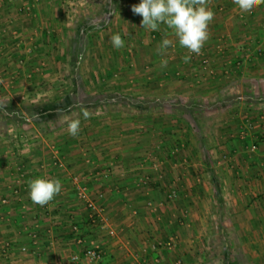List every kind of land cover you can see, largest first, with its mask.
Returning <instances> with one entry per match:
<instances>
[{
    "label": "crops",
    "instance_id": "0c3cea01",
    "mask_svg": "<svg viewBox=\"0 0 264 264\" xmlns=\"http://www.w3.org/2000/svg\"><path fill=\"white\" fill-rule=\"evenodd\" d=\"M140 1L93 0L89 4L84 0L67 10L69 0H0V103L22 109L31 103L63 100V113H80L81 121V130L73 137L67 126L58 122V112L45 123L36 124L22 110L25 121L18 123L7 121L2 116L6 111L0 107V264H65L73 253L81 251L70 231L71 222L103 250L99 261L82 264H179L181 259L185 264L209 263L203 259L206 251L199 255L195 251L194 261L186 262L187 246L192 241L188 228L203 225L202 218L197 222L196 202L197 190L201 193L202 189L193 187L192 203L189 199L185 204L180 201L181 208H187L184 213L190 211L189 223L184 224L173 220L174 212L160 201L165 190L151 185L158 181L161 186L158 174L163 164L172 168L170 163L176 159L181 168L183 160L191 161V155H201L202 159L190 167L194 176L198 167L200 177L233 179L227 189L234 199L225 204L235 215L223 221L220 218L214 225L215 234L224 229L223 241L237 243V248L223 247L216 258L218 264H247L249 258L260 260V256L264 259V252L259 253L262 250L254 254L250 249L252 234L253 239L264 243V210H260L259 202L248 201L252 195L264 193V138L260 139L264 136V123H260L264 122L260 114L264 112V5L243 14L233 0H211L209 7L215 17L203 49L213 69L206 71L198 61L183 62L185 49L175 37L171 38L176 46L169 50L176 56L164 57L167 67L159 66L161 57L155 46L161 41L155 44L145 35L144 40L136 36L144 30L142 17L131 8ZM131 21L140 25V33L135 26L130 33ZM116 33L125 41L123 48L115 49L111 44L110 37ZM102 34L109 36V41L100 40ZM258 49L261 54L256 53ZM76 51L79 57L75 60L71 52ZM178 68L182 74L196 76L193 89L183 88L186 75H168ZM213 70L215 73H207ZM61 73L63 78H57ZM244 93L259 96L253 106L256 113L248 108L252 101L242 100ZM199 97L214 103L188 111L185 100ZM232 97L240 101L233 102ZM79 105L93 112L90 119L83 118ZM200 111L208 112L200 117ZM186 113L193 120L186 119ZM10 126L20 132L14 136L2 133ZM242 131H249V140L241 136ZM174 136L176 154L172 149ZM251 144L256 146L252 153L248 150ZM190 145L197 146L195 156ZM223 153L227 154L223 162L231 164L224 170L225 177L219 173L222 168L217 171L215 167ZM53 154L62 158L58 157L63 166L53 162ZM110 165L113 172L108 179L96 177ZM72 175L81 176L91 189L107 225L115 230L114 236L87 224ZM142 176L147 177L146 184L138 180ZM239 176L243 177L242 184L236 183L241 180ZM36 178H55L62 183L61 193L43 207L28 195V182ZM245 178L248 183L243 182ZM177 181L178 190L184 193L179 198H186L190 182ZM97 192H102V197L97 198ZM149 196L161 205L146 207ZM238 197L248 202H239ZM4 198L8 199L5 203L1 202ZM202 203L201 207L205 205ZM253 204L258 214L251 217L245 209ZM239 214L243 216L238 218ZM246 226L253 229L246 232ZM169 239L174 241L172 248H152ZM23 245L28 248L26 252L20 250Z\"/></svg>",
    "mask_w": 264,
    "mask_h": 264
},
{
    "label": "rangeland",
    "instance_id": "374dc122",
    "mask_svg": "<svg viewBox=\"0 0 264 264\" xmlns=\"http://www.w3.org/2000/svg\"><path fill=\"white\" fill-rule=\"evenodd\" d=\"M84 2V0H69V2H68V6H67V10H71V9H73L74 8V3H78V4H81V3H83ZM90 2L92 3L93 2V0H88V3L90 4ZM141 2V1H140ZM136 23H138L139 22V20L136 18V21H135ZM133 22L131 21L129 24H130V33H131V27L132 26H135L136 28H138V29H136V31H137V33H140V22H139V24L140 25H138V27L135 25V24H132ZM113 27H116V25L115 26H113ZM141 28H142V26H141ZM135 31V30H134ZM164 31V29L161 27V30L160 31H157V32H155L156 33V37H154V38H152V36H151V32L152 31H149V34H148V31H146L145 29L142 31V34H139V35H136L137 37L139 36V38L140 39H142L143 38V36L145 35L146 37H148V38H150V39H154L155 41H156V43L155 44H157L158 43V41H161L162 40V38H163V36H162V34H161V32H163ZM170 31V30H169ZM132 34V33H131ZM132 36V35H131ZM109 36H105V35H101V39L100 40H103V41H109V38H108ZM173 39H175V38H173ZM142 40H144V39H142ZM151 45V44H150ZM156 47L157 46H155V49H156ZM151 48H152V46H151ZM170 49V48H169ZM168 49V55H170L171 57L172 56H176V55H172L173 54V51L172 50H169ZM152 50V49H151ZM61 53V55L63 54V53H65L64 51H60ZM205 52V54H204V56L205 57H207V60H208V66H207V68L205 69L206 71H209V69H213V68H211V61H210V59H209V57H208V55H207V53H206V51H204ZM176 53H178V52H176ZM256 53H260L261 54V51H260V49H258V51L256 52ZM182 54H184V55H186V54H188L187 53V50L185 49V50H183V53ZM167 55V56H168ZM193 54H191V60L190 61H193V62H195L196 64H197V56L196 55H194L193 57ZM160 57V56H159ZM170 61H172V60H170ZM236 61H238V62H241V60H236ZM199 63V65H201V63L200 62H198ZM179 67V66H178ZM177 68V67H176ZM209 68V69H208ZM166 69H168V68H166ZM203 69V68H202ZM167 72H168V70H166ZM39 72V71H38ZM182 72H183V70L180 68H178V69H176L175 70V72L174 73H169L168 75H171V77H176V78H178V77H181L182 75H186L185 77V83H182V86H183V88H185V87H187V88H192L193 89V87H194V85H196V83H197V78H196V76L195 77H193V76H190V75H187L188 73H183L182 74ZM108 72H106V74H107ZM109 73L110 74H112V71L111 70H109ZM208 74L210 73V75L212 74V73H215V71L213 70V72H207ZM167 74V73H166ZM109 74H107V76H108ZM109 76H111V75H109ZM184 76H182L181 78H184ZM193 77V78H192ZM57 78H63V73H61L60 75L58 74L57 75ZM64 84V83H63ZM62 84V85H63ZM52 87V86H51ZM161 88L163 87V86H160ZM180 87H177L176 89H179ZM164 89V88H163ZM194 99H197V102H199L200 103V105L201 106H208V105H210V103L212 102V103H214L213 101H211V100H205V99H202V98H194ZM186 101H188V99H186L185 100V102ZM255 105H257L256 103H252L251 105H249L248 106V108H250L251 110L254 108L253 106H255ZM184 111V110H183ZM256 111H257V109H256ZM185 112V111H184ZM201 112V111H200ZM208 112V111H207ZM207 112H205L204 113V111H203V113L201 112L200 114V117H202V116H206V113ZM254 112H255V108H254ZM175 113H177L176 111H175ZM256 113V112H255ZM183 114V113H182ZM190 114V113H189ZM189 114H187L186 113V115L188 116V117H185L186 119L187 118H190L191 120H193L192 119V117H191V115H189ZM204 114V115H203ZM260 114H262L263 115V117H262V119L264 120V112H262V113H260ZM185 115V114H184ZM259 116V115H258ZM260 118V117H259ZM261 119V118H260ZM200 119H198V123L200 122L199 121ZM260 121V120H259ZM260 123H264L262 120L260 121ZM204 126H205V124H204ZM16 126H13V127H9L10 128V130L9 131H5V130H2V133L3 132H6V133H8L9 135H11V136H14V134H16L17 132L19 133L20 131L18 130V129H16L15 128ZM8 128V129H9ZM204 129H206L205 127H204ZM264 130V129H263ZM1 132V131H0ZM16 132V133H15ZM192 134V133H191ZM2 135V134H1ZM0 135V136H1ZM175 135V134H174ZM189 135V134H188ZM194 135V134H193ZM200 135L202 136V131L200 132ZM204 135V134H203ZM205 136V135H204ZM241 136L242 137H245V139L246 138H248V137H250L251 136V134H249V131H242V134H241ZM194 137V136H193ZM261 138H264V136L262 137H260V139ZM175 140V136L173 137V146H172V149H173V153H175L176 154V151H177V149H176V145L174 144V141ZM247 140H249V139H247ZM210 145V144H209ZM189 150L190 151H192L193 153H194V156H195V154H196V151H197V146H195L194 148L190 145L189 147ZM188 150V149H187ZM189 150H188V152H189ZM249 150V152L250 153H252L251 151H250V149H248ZM255 150H256V148H255ZM254 150V151H255ZM178 153H179V151H178ZM190 154H191V152H189ZM175 154H172V156H175ZM222 155H224V158H218L217 159V162H215L216 163V168H217V171L219 170V169H221L222 168V170H219V173L220 174H222V175H224L225 173H224V170L225 169H227V168H229V166L231 165L228 161H226V162H223V160H226V156H227V154H222ZM230 156H232V155H230ZM59 157V156H58ZM191 157V161H189V158L187 159V161L186 160H183V162H182V167L180 168V166L181 165H179V162L178 161H176V159L173 161L174 163H170V166L172 167V168H168V166H167V164L165 163V164H163L162 166H163V168H162V172L160 173V174H158V175H160V177L158 178V180L160 181V183H161V186H160V184H158V181H157V183H152L151 185L153 186V188H156V187H159L158 189L159 190H161V188L162 189H164L165 190V196H166V194H167V192L168 191H171V190H173V191H175V193H176V196H175V198H173V200L171 199L170 201H167V200H165V196H163L162 195V199L160 200V201H163V203H165V208H170L171 209V211H172V213L174 212V215L172 216V218H173V220H177V219H180L181 221H183V223L184 224H186V223H189V219H190V217H189V213H190V211H188V213H184V211H185V209H187L186 207H184V209H182L181 207H183V206H181V204H179L180 203V201H182L184 204H185V201H187L188 199L190 200H188V202L189 203H192V200H191V197H192V189H193V187L194 186H197V189L198 188H200V189H202V191H201V193L199 192V190H197V195H196V193L194 194V195H196V197H197V222H198V219H203L202 221H203V225L202 226H200L198 223H197V228L196 229H192V227L190 228H188V234H190L189 236H188V239L189 240H191L192 239V241H190L189 243H190V245L189 246H187V250H188V254H189V258L188 257H186V262H188L189 260L191 261H194L193 260V255L195 254V251H197V254L199 255L200 253H201V251L203 252V251H206V257L205 258H203L204 260H205V262H208V261H210L209 263H206V264H218V263H220L219 261H217V257L220 255V253L224 250L223 249V244L225 243V241H223L224 239L222 238V237H224L225 238V234H224V229H223V231H221V234H215V229H216V227H215V225H214V223L216 222V220H218V219H222V221L225 219V218H227V216L228 217H231V216H233V215H235V211L234 212H232V211H230V210H227V208L228 207H230V205L229 204H227L228 205V207L226 206V202H229V201H232V199H234V195L233 196H231L230 195V193L228 192L229 190L227 189V188H229V187H231V183L233 182V179H231V178H229V179H226V178H224V181H223V179L220 177V178H217L216 179V181H214L213 179H208V178H206V177H200L199 176V172H198V170H197V168H195L196 170L195 171H197V176H194L193 174H192V172H190V170H191V168L190 167H193L192 165L195 163V162H198V161H202V159H201V155L199 156H197V158H194V157H192V155L190 156ZM60 158V160L62 159L61 157H59ZM229 158V157H228ZM192 159H194V160H192ZM228 160V159H227ZM185 161V162H184ZM62 162V161H61ZM218 162H220L219 164H218ZM63 163V162H62ZM218 164V165H217ZM165 166V167H164ZM185 166V167H184ZM214 166V165H213ZM183 168V169H182ZM189 170V171H188ZM166 172L167 173H169V174H166ZM239 173H241L240 171H239ZM182 175H186V177L185 176H182ZM142 177H144L145 179L147 178L146 176H142ZM224 177H225V175H224ZM140 178V177H139ZM161 178V179H160ZM179 178V180H183V181H186V182H190V184H191V186H189L190 188H188L189 190H188V192L186 193V198H183V199H180L179 197L181 196V191L180 190H178V186H177V179ZM239 178L241 179L240 181L238 180V181H236V183L237 184H242V178L243 177H241V176H239ZM206 180V181H205ZM247 182L248 180L245 178V180H243V182ZM148 182V179L147 180H145V182L143 183V184H146ZM206 182H208V183H206ZM140 183H142V182H140ZM162 183H164L165 185H167V187H165V186H163V184ZM248 183V182H247ZM200 186V187H199ZM229 186V187H228ZM263 187H264V185H263ZM263 189V188H262ZM182 195H184V193L182 194ZM239 197L241 196V195H238ZM150 197V196H149ZM235 198L237 201H239V202H243V201H247V198L244 200V199H242V198ZM203 200V201H202ZM255 200V203L256 204H258V202H259V205H260V207H262V209H260V210H264V207L260 204V202L262 203V204H264V193H262V194H257L256 196H254V195H252V197L248 200V201H254ZM147 201H150V203H151V206H149V205H147ZM204 202V204L205 205H203V207H201V204H203L202 202ZM247 201V202H248ZM161 205V202H153L152 201V198L150 197L149 199H147L146 200V203H145V206L146 207H151V208H157L158 206H160ZM246 207V206H245ZM253 207V208H252ZM255 206H254V204L249 208V210H246L245 209V211L247 212V214H248V216H249V214L251 215V217H254V216H257V211H255ZM180 210H182V213L180 212ZM178 213H180V214H178ZM198 213H202L201 215H200V217L198 216ZM186 214V215H185ZM243 215L242 214H239V215H237V217L238 218H240V217H242ZM236 217V216H235ZM177 222V221H176ZM211 223H213L212 225H211ZM176 224V223H175ZM232 227H230V229H231ZM238 227H235V229H237ZM242 227H239V232L241 233V234H243L242 233V229H241ZM244 229H245V231L247 232V229H249L250 228V230H252L253 229V227H243ZM175 229V228H174ZM236 232H237V230H236ZM232 232H229V234H231ZM250 233H251V231H250ZM236 234V233H235ZM221 235V236H220ZM251 236V243H250V245H251V247H250V249H252V250H254V254H256L257 253V249H260V250H262V251H260L259 253H262V252H264V243L262 244V242L260 241L259 242V239H253V234L252 235H250ZM198 237V238H197ZM208 239V240H207ZM205 243V248H203V244ZM259 243H260V245H259ZM227 246H228V248H231L232 250H234V249H236L237 247V243L234 245V242H229V241H226V243H225ZM232 245H234L235 247H233ZM198 247V248H197ZM191 255H192V259H191ZM216 259V260H215ZM184 259H181V261H180V263L179 264H185L184 263ZM249 262L250 263H247V264H259L260 262L263 264L264 263V259H262L261 258V256H260V260L258 259H255V258H252V259H250L249 258Z\"/></svg>",
    "mask_w": 264,
    "mask_h": 264
},
{
    "label": "clouds",
    "instance_id": "9594fccd",
    "mask_svg": "<svg viewBox=\"0 0 264 264\" xmlns=\"http://www.w3.org/2000/svg\"><path fill=\"white\" fill-rule=\"evenodd\" d=\"M210 3L211 0H141L138 5L132 6L131 11L142 17L141 26L146 31H160L161 26H165L163 39L155 49L161 57V68L168 65V60L164 58L168 49L176 46L171 37H175L179 46L187 50L188 54L182 57L184 63L190 62L191 54H202L205 43L210 39L209 25L215 17ZM233 3L241 13L251 14L264 5V0H233ZM110 41L115 49L123 48L125 44L119 33L113 34ZM79 107L85 120L92 117V111L82 105ZM58 113V122L67 126L69 135L76 137L81 130L80 113L64 114L62 110ZM32 118H37L36 114ZM28 186L31 201L41 207L53 201L62 191L61 181L55 178H36L30 180Z\"/></svg>",
    "mask_w": 264,
    "mask_h": 264
},
{
    "label": "built area",
    "instance_id": "2783aa9c",
    "mask_svg": "<svg viewBox=\"0 0 264 264\" xmlns=\"http://www.w3.org/2000/svg\"><path fill=\"white\" fill-rule=\"evenodd\" d=\"M23 6L21 7V9ZM25 9L28 10L29 7L25 6ZM201 60V66L202 68L206 69L208 66V60L207 57L203 55H199ZM238 63V62H237ZM255 147L254 145H251L250 150H253ZM54 159L53 162L57 164L58 166H63V163L58 159L57 154H53ZM113 172V165H110L102 170H100L96 177H99L100 179H108L109 176ZM72 183L76 189V196L78 201L84 206V209L86 211V218H87V224L91 227H99L100 229L105 230L107 235L114 236L115 230L108 226L106 223V220L102 216V211L100 205L97 203L91 189L83 182L82 177L78 175H72L71 176ZM142 183L145 182L144 177H140L138 179ZM102 192H97L96 196L97 198L102 197ZM176 193L175 191L171 190L168 191L167 197L168 199L175 198ZM8 199L4 198L1 200V202L5 203ZM147 205L151 206L150 201H147ZM70 231L74 237V240L76 244L81 248V251L79 253H73L69 259L65 262V264H82V262L86 263H94L101 259V255L103 254V250L100 247L99 243L93 241V240H87L85 236L80 231V228L78 227L77 223L71 222L70 225ZM35 235H33L34 237ZM35 243V241H34ZM174 245V241L172 239H169L165 242H158L156 245H153L152 248H155L156 246H163L166 248H172ZM6 249L8 248V245L6 244ZM21 251L26 252L28 248L26 246L20 247ZM34 251V248L33 250Z\"/></svg>",
    "mask_w": 264,
    "mask_h": 264
},
{
    "label": "trees",
    "instance_id": "16d2710c",
    "mask_svg": "<svg viewBox=\"0 0 264 264\" xmlns=\"http://www.w3.org/2000/svg\"><path fill=\"white\" fill-rule=\"evenodd\" d=\"M151 36L152 38L156 37V33L155 32H151ZM154 40V39H153ZM205 50L202 49V53L203 55L205 54L204 52ZM79 52L76 51L75 53L71 52V58H75V60L79 57ZM196 55V54H193V56ZM192 56V57H193ZM197 56V61L200 62L201 58L199 55H196ZM201 66V65H200ZM202 67V66H201ZM204 69V68H203ZM259 96H255L253 94H250V93H244L243 94V101L246 102V103H249V102H258L259 101ZM231 101L233 102H237V101H240V99L238 98H235V97H232L231 98ZM62 102H58V101H50V102H47V103H43V104H39V105H33L32 103L30 105H25L22 107V109H19L17 107H14L12 106V104H9V103H4V104H1L0 103V107L2 109H4V111H6V113L2 114L3 117H5V119H7V121H14V122H18V123H22L25 121V117H30V121H32L33 123H36L38 124L39 122L41 123H45L49 118H54L58 112V110H61V109H64V105H62ZM187 102H189L187 105H186V108L189 109L188 111H191V109L193 107H197V108H201L202 106L200 105L199 102H197V99H194V98H190ZM184 106V105H183ZM58 109V110H57ZM22 110L25 111V114L26 116H24L22 114ZM197 111H199V109H197ZM33 114H36L37 118L33 119ZM17 129V128H16ZM261 137V135H260ZM247 140V139H246ZM246 140L244 142H246ZM255 141V140H254ZM238 143V142H237ZM239 145L240 146H243V144H241V142L239 141ZM252 145V144H251ZM251 145L248 147L250 149ZM256 148V146H255ZM255 148L252 150V152L255 150ZM210 163H208L209 165ZM210 167V166H209ZM208 167V169L211 170ZM214 180V179H213ZM216 180V178H215ZM168 193V192H167ZM165 200H171V199H168L167 197V194L166 196L164 197ZM173 200V199H172ZM226 243V242H225ZM223 244V247L226 248V244ZM227 249V248H226ZM103 256V254L101 255V257Z\"/></svg>",
    "mask_w": 264,
    "mask_h": 264
}]
</instances>
